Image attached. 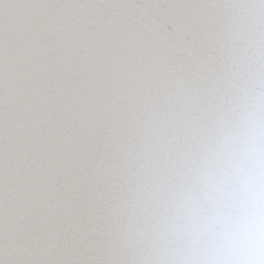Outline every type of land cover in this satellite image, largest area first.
<instances>
[{
  "label": "snow or ice",
  "instance_id": "obj_1",
  "mask_svg": "<svg viewBox=\"0 0 264 264\" xmlns=\"http://www.w3.org/2000/svg\"><path fill=\"white\" fill-rule=\"evenodd\" d=\"M0 264H264V0H0Z\"/></svg>",
  "mask_w": 264,
  "mask_h": 264
}]
</instances>
